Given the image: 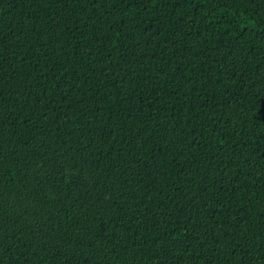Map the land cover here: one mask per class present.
Instances as JSON below:
<instances>
[{
	"label": "trees",
	"instance_id": "1",
	"mask_svg": "<svg viewBox=\"0 0 264 264\" xmlns=\"http://www.w3.org/2000/svg\"><path fill=\"white\" fill-rule=\"evenodd\" d=\"M0 264H264V0H0Z\"/></svg>",
	"mask_w": 264,
	"mask_h": 264
}]
</instances>
